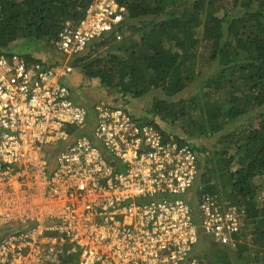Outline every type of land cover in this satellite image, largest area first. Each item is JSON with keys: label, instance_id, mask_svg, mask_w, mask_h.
Segmentation results:
<instances>
[{"label": "built area", "instance_id": "1", "mask_svg": "<svg viewBox=\"0 0 264 264\" xmlns=\"http://www.w3.org/2000/svg\"><path fill=\"white\" fill-rule=\"evenodd\" d=\"M129 9L89 0L53 42L57 65L0 53V264H210L204 233L235 248L245 207L186 199L201 169L190 141L61 82L95 40H122ZM70 58V60H69ZM81 133H80V132Z\"/></svg>", "mask_w": 264, "mask_h": 264}, {"label": "trees", "instance_id": "2", "mask_svg": "<svg viewBox=\"0 0 264 264\" xmlns=\"http://www.w3.org/2000/svg\"><path fill=\"white\" fill-rule=\"evenodd\" d=\"M120 2L129 9L122 40L99 38L71 64L124 98L142 97L154 89L173 97L205 75L200 69L206 61L218 65L188 103L156 97L151 114L178 121L182 116L187 120L190 109L198 111V117H188L190 124L183 126L191 137L215 135L229 123L257 119L256 125L220 134L222 149L210 152L205 168L201 162L202 193L222 191L245 207V223L235 248L215 243L199 255L210 264H264V0ZM88 6L89 0H0V53L12 55L16 43L25 41L24 54H19L40 60L32 48L53 46L65 22L78 23ZM201 45L210 46L205 59ZM103 47L109 52L98 55ZM185 104L189 109L181 108Z\"/></svg>", "mask_w": 264, "mask_h": 264}, {"label": "rangeland", "instance_id": "3", "mask_svg": "<svg viewBox=\"0 0 264 264\" xmlns=\"http://www.w3.org/2000/svg\"><path fill=\"white\" fill-rule=\"evenodd\" d=\"M134 38H138V35H136ZM25 42V41H24ZM24 42L18 41L15 45V47L18 50H15L16 53H23L24 54ZM209 48L210 46L205 47L204 45L200 46V56L205 59L204 56L209 55ZM91 47H89L85 52L90 51ZM33 51H36V53L33 52V55L40 59V61L43 62H62L67 59V56L63 55L62 53L56 51V49L53 46H47L40 44L39 48H32ZM109 52L107 47H103L100 49V52H98V55L105 56ZM75 56H72L71 59H73ZM70 60V58H69ZM71 61V60H70ZM218 68V65L213 63L210 65V62L206 61V65L202 66L200 70L205 72L204 76H201L198 78L195 82H193L187 89L183 90L178 95H175L173 97H167L166 94L161 89H154L149 91L147 94H145L142 97H123L121 94L116 93L112 90H109L105 87H103L100 84L99 79H89L84 76V74L80 71V67H74L73 72L69 76H64L62 78L61 82L72 87L73 93H79V95L82 94V97H84V100L86 101V106L90 109L95 103L98 102H104L106 104H110L113 106L123 107L139 121H145V122H155L158 126L163 128L164 130L171 132L180 138H183L185 140H188L195 144V147L198 151L199 158H201V161L203 163V167L205 168V161L211 157L210 152L214 151L215 149H222V144L219 143V135L220 134H227L230 130H233L234 128L243 127L245 125H256V120H250L249 118L246 121H239L238 123H229L227 125V128L222 132L218 134H210L206 136H199V137H191L188 134H186L183 131L184 125H189L188 117H198V111H195L194 109H190L191 112H189L187 120L183 119V116L180 117V120L178 121H165L160 116H154L151 114L152 109V103L153 100L156 97H160L162 99L168 98L169 100L180 102L181 100L189 101L190 98L195 95L200 88L198 86H202L205 79L212 75L216 69ZM75 82V83H74ZM78 85L80 87L75 86ZM188 103V102H187ZM181 108L189 109L188 104L181 105ZM93 109V108H92ZM90 113H92V110ZM171 135V134H167ZM172 136V135H171ZM204 150V151H201ZM207 167V166H206ZM203 169H200V172L196 178V181L194 183V186L190 193L186 196V199L193 203L194 205H198L200 201V197L202 194V191L204 188V180H203ZM219 194L224 198V193L222 191H219ZM229 200V199H227ZM211 244H215V242L210 241V237L206 234H201V240L198 243V245L195 246L194 250L191 252L192 255L197 256L199 254H204L209 252L211 249ZM204 256V255H202Z\"/></svg>", "mask_w": 264, "mask_h": 264}, {"label": "crops", "instance_id": "4", "mask_svg": "<svg viewBox=\"0 0 264 264\" xmlns=\"http://www.w3.org/2000/svg\"><path fill=\"white\" fill-rule=\"evenodd\" d=\"M72 73V72H71ZM71 73L69 74V75H71ZM75 83V82H74ZM75 86L76 87H80V86H78V85H76L75 84ZM70 87V86H69ZM70 89H71V91H72V94H73V99L77 102V103H79V104H81V105H85L86 104V101L84 100V97H82V94L81 95H79V93H73V90H72V87H70ZM86 106V105H85ZM87 107H91L90 105L89 106H87ZM80 132V131H79ZM81 133V132H80Z\"/></svg>", "mask_w": 264, "mask_h": 264}]
</instances>
